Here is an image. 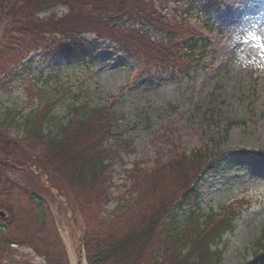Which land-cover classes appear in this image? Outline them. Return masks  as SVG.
<instances>
[{
    "label": "rangeland",
    "instance_id": "rangeland-1",
    "mask_svg": "<svg viewBox=\"0 0 264 264\" xmlns=\"http://www.w3.org/2000/svg\"><path fill=\"white\" fill-rule=\"evenodd\" d=\"M22 1L7 5L4 12L9 11L8 17L6 14L0 17V41L4 46L0 62L22 64L15 74L0 83V122L7 126L11 136L23 137L27 118L36 115L45 120L51 110V117L55 118L50 126L52 131L56 130L54 124H58L57 130L65 126L70 136L76 126L79 130L83 128V110H77L78 106L88 103L102 109L98 118L87 122L88 127H95L100 138L91 143L100 153L98 146H102V141L111 139L114 145L108 151L113 159L101 178L102 187L99 185L95 193H91L95 198L94 209L99 210L101 216L114 212L131 194L137 198L142 186L135 179L141 171L148 175L155 173L157 158L160 165L168 164L173 172L168 174L169 179L165 177L167 181L161 188L164 195L174 198L184 184L189 186L201 172L196 169L198 171L191 174L181 168L179 161L184 158L183 152L188 155L195 150H208L211 157L227 150L252 152L251 157L228 159V165L220 161L216 175L204 177L208 180L201 185V212L197 214L202 217L212 213V227L217 226L219 234L223 232L220 222L234 219L229 230L233 232L228 231L223 238L221 264H242L251 260L253 245L264 236V0H224L226 12L221 24L218 23L219 32L207 33L208 53L196 52L184 69L171 63L168 64L173 68H159L158 61L167 56L159 48L164 45L170 50L169 44L174 45L176 41L164 40L161 35L168 32L164 30L160 34L161 27L153 22L161 26L178 23V34L172 33L181 38L184 32L191 33L194 28H200L198 32L206 35L198 17L201 4L190 8L187 0H164L155 9V1H144L149 12H160L151 13L150 28L141 25L128 30L126 26L115 27L114 17L110 19L124 1L115 3L114 7L94 0L97 5L87 0H59L47 13H41L43 9L38 7L34 9L35 4L28 0L21 5ZM27 6L30 12H35L33 16L45 20L24 22ZM127 6L131 12L132 4L127 3ZM186 8L189 12L195 9V13L189 15L186 21L190 22L184 24L179 18L185 19L181 12ZM120 12L123 14V9ZM50 14L54 15L52 19ZM148 16L138 18L147 24L145 17ZM105 24L112 25L114 30H106ZM22 27L33 34L24 35ZM20 28L21 31H16ZM32 29H38L43 35L41 43ZM78 36H83L90 44L95 36L100 39H97L100 46L90 51L91 57L82 63L64 60L61 56L50 59L42 53V44L47 40L56 44ZM158 37L165 43L158 45ZM125 55L134 61L127 60ZM43 127L45 133L51 131L45 124ZM257 152L263 156L256 155ZM96 155L100 157L97 151ZM33 160H21L25 168L19 167L12 173L0 167V211L6 213L7 205H11L19 224H32L38 211L34 196L46 209V230L58 239L57 250L65 251L69 264H88L80 242L82 234L74 225L76 222L81 226L82 216L77 210L72 212L66 203L68 197L70 203L84 202L88 194L73 193L64 186L59 190L56 174L48 177L39 172L47 163L43 156L38 154ZM191 162L197 163V160ZM14 182L20 190L13 188L16 187ZM101 190L107 192L108 201L101 196ZM147 200H140L134 208L149 205ZM177 221L176 234L186 237L201 233L202 229L184 221V216ZM0 225H4L1 220ZM12 247L2 264H12L16 259L27 264H46L30 247L15 244Z\"/></svg>",
    "mask_w": 264,
    "mask_h": 264
},
{
    "label": "trees",
    "instance_id": "trees-1",
    "mask_svg": "<svg viewBox=\"0 0 264 264\" xmlns=\"http://www.w3.org/2000/svg\"><path fill=\"white\" fill-rule=\"evenodd\" d=\"M18 1L20 0H0V17L3 14L7 16V13H9V11L4 12V8L7 5L9 6L12 2L16 3ZM28 1L35 4L34 9L38 7L43 9L41 13H47L51 9L49 7L59 0ZM75 1L73 0V2ZM87 1L89 3L96 4L95 2H97L100 5L114 7L120 1H124L121 8L123 9V14L119 8V10L116 9L115 11L117 14H112L110 18L112 19L114 17L112 24H116L115 27H124V25L133 24L134 27L132 28L135 29L137 28L135 26L141 24L142 21L139 20L138 16H145L146 14L149 15L145 17L146 22L150 24L152 23L151 13L157 12V10L149 12L146 9L143 3L147 0ZM151 1L154 2L156 0ZM24 3L25 0L22 1L21 5ZM127 3L132 4L131 12L129 11ZM24 11L27 12L22 18L24 22L28 20V23L32 24L45 20L41 15L42 20L33 16L35 12H30L29 6ZM18 15H20V12H18ZM49 17L52 19L54 15L50 14ZM153 24L156 26L159 25L161 32L165 30L170 34L172 32L178 34V29L180 28L178 23H166L168 26L164 24L161 26L157 22H153ZM103 27L106 30L107 28L114 30L110 24H105ZM125 29L129 30V28ZM16 31H21V28L16 29ZM32 31H35L38 35L36 38L41 43L43 41V35L39 33L38 29H32ZM22 32L24 35L33 34V32L27 31L24 27H22ZM168 33H165L166 38L170 36L172 38L171 40L174 41L175 36L169 35ZM160 43L165 42H158V45H161ZM42 46L44 47L42 53H44L46 58L52 59L61 56L64 59H73L75 61H84L85 57L90 55V51L93 50V46L83 37L80 38L79 36L76 38H67L56 44H51L47 40ZM179 46L180 48L184 47L181 40L175 43L170 50H166L164 45L162 48H159L161 50L160 52L167 53V56L161 58L158 63L160 65H169L168 63L178 64L184 67L191 57L184 56L181 52H178L180 51L178 49ZM196 47L197 44H194L189 49L182 48V50L188 52ZM3 49V42L0 41V58ZM21 66L22 64L20 65L11 61L0 62V83L5 77L15 74ZM72 108L73 106H71L70 110ZM80 109L83 110L81 112V125L83 128L79 130V127L76 126L75 129L71 130L70 136L68 135L69 130L65 126L63 128L60 126L58 128H61V130H57L58 124H54L56 130L52 131L53 128L50 126L55 121V118L53 116L51 117V114L48 116L49 119L46 117L45 120H41L40 116L38 117L36 115L27 118L24 122L25 135L21 138L12 137L7 126L3 122H0L1 169L3 168L6 170L5 172L12 173L17 168L19 169V167L25 168V164L21 160L28 162L34 161V156L41 154L47 163L42 165V168L40 167L39 172L42 175L45 173L48 177H53L56 174L60 181V184L56 185L59 190L64 186L73 191V193L88 194V196H85L84 202L77 201L78 204L70 203V197H68V202L65 201L68 207L71 208V211L77 210L82 216L81 226L76 222L74 225L80 231V234H82L80 238L81 246L84 247L88 264H221L223 258V238L230 230L234 219H230L227 222L221 221L220 226L223 232L219 234L217 226L212 227V213L202 217L197 216L201 212V182L207 173L216 175L220 170L216 167L220 164V161H222L221 164L228 165V159H233V157L240 159L238 157L239 154L245 155L246 151L237 149L227 150L216 153L212 157L208 150H195L188 155L183 152L184 158H182V161H179L181 168L191 174L193 171L197 172L201 170V172L195 176V181L189 186L188 184H184L183 188L177 192V196L174 198H171L169 195H164L163 188H161V184L164 185V182L167 181L165 177L169 179L168 174H173V172H171L168 164L160 165L161 162L157 158V168L153 169L155 173L148 175V173L144 174L141 171V175L135 179L142 186V190L138 193L137 198L134 199L132 197L133 194H131L130 198L126 197L123 202L118 204L119 206H117L114 212L106 216H101L100 211L94 209L95 198L91 193H95V189H98L99 185L102 187L100 182L101 178H104L106 175L111 166L110 160L113 159L112 156L108 155V151L114 145L111 144V139L109 141H102V146H98L101 150L100 153L97 146L91 144L98 136L95 127H88L87 122L91 118H98L102 113V109L92 108L88 103L81 107L78 106L77 110ZM52 111L50 112L52 113ZM107 114L112 118L109 111H107ZM7 124L10 127V124ZM44 124L51 131L48 130L45 133ZM109 130L111 132L110 128ZM118 144L120 145L119 141ZM106 149L108 156H106ZM96 151L100 157L96 155ZM176 152L179 155L181 153L178 148ZM103 154H105V157H103ZM194 159L197 160V163L191 162ZM29 167L32 168L33 165L29 163ZM32 171L34 170L32 169ZM151 184L153 185L151 186ZM13 188L16 190L21 189L17 184ZM101 196L107 198V192L104 193L102 191ZM142 199H149V201L147 200L149 205H140L135 209L136 204ZM106 201H108V198ZM33 202L36 203L35 209L38 211L32 224H19L15 219L17 217L11 205H7L6 216L0 217V220L4 222L3 226L0 225V264L3 263V259L7 256L8 251L13 248L12 245L14 244L19 247H30L37 256H41L44 259L46 264H69L65 251L62 248L59 251L57 250L59 244L57 246L56 242L58 239L46 230L45 218H47V213L44 206H42V202L38 201L34 196ZM86 209L93 212L94 215L91 216V213L87 212ZM182 216H184V221L188 220L194 226L196 225V228H201V233L190 234L186 237H182L184 234L181 236L176 234L174 231L177 228V223H179L177 219ZM91 220H94V222L89 223ZM6 227H10V229H6ZM229 232L232 233L233 231ZM254 246L253 257L245 264H264V238L258 240ZM45 249H48V252ZM12 264L27 263L16 259L13 260Z\"/></svg>",
    "mask_w": 264,
    "mask_h": 264
},
{
    "label": "water",
    "instance_id": "water-1",
    "mask_svg": "<svg viewBox=\"0 0 264 264\" xmlns=\"http://www.w3.org/2000/svg\"><path fill=\"white\" fill-rule=\"evenodd\" d=\"M1 215H3V213H1Z\"/></svg>",
    "mask_w": 264,
    "mask_h": 264
}]
</instances>
